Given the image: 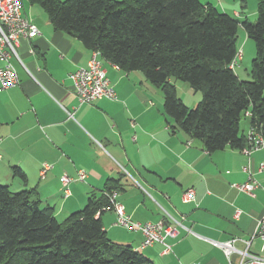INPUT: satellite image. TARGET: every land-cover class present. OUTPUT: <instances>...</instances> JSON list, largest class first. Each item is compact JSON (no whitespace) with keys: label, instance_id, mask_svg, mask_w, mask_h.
<instances>
[{"label":"crops","instance_id":"0c3cea01","mask_svg":"<svg viewBox=\"0 0 264 264\" xmlns=\"http://www.w3.org/2000/svg\"><path fill=\"white\" fill-rule=\"evenodd\" d=\"M200 1L240 22L257 16L258 0ZM23 2L24 15L41 34L19 40L23 64L15 57L10 62L20 84L0 92V182L16 190L35 188L42 203L65 218L83 209L89 197H100L108 180H120L117 202L133 220L174 224L170 215L181 225H175L176 236L165 238L171 247L165 253L162 243L143 247L141 232L116 225L117 214L104 211L99 216L113 242L131 245L155 264H229L211 241L248 240L255 232L264 214V170L259 171L264 149L252 154L253 177L260 186L252 195L231 187L249 181L244 171L248 158L230 147L209 153L201 141L172 132L161 90L141 72L128 73L110 62L103 61L117 100L80 106L70 74L87 66L92 51L56 31L44 10ZM245 121L241 131L247 135ZM44 163L53 168L42 178ZM15 168L25 174L26 184L14 175ZM81 170L87 174L84 181L78 179ZM64 173L72 179L69 196L61 183ZM190 189L195 201L184 202ZM250 251L264 257L260 238L252 241ZM232 258L235 262L236 255Z\"/></svg>","mask_w":264,"mask_h":264},{"label":"trees","instance_id":"16d2710c","mask_svg":"<svg viewBox=\"0 0 264 264\" xmlns=\"http://www.w3.org/2000/svg\"><path fill=\"white\" fill-rule=\"evenodd\" d=\"M26 1L44 10L56 31L99 51L102 61L141 72L163 93L172 132L201 141L209 153L243 149V120L264 135V0L253 23L200 0ZM240 26L256 46L252 80L231 68ZM178 81L202 94L196 107L179 97ZM14 175L27 183L19 168ZM122 190L120 180H108L100 197H89L61 222L35 188L13 192L0 182V264H155L104 230L99 215L112 206L109 195Z\"/></svg>","mask_w":264,"mask_h":264},{"label":"built area","instance_id":"2783aa9c","mask_svg":"<svg viewBox=\"0 0 264 264\" xmlns=\"http://www.w3.org/2000/svg\"><path fill=\"white\" fill-rule=\"evenodd\" d=\"M23 8V0H0V92L17 87L20 84L18 73L10 62L11 58L15 57L23 64L17 49L19 40L21 38L32 39L41 34L38 26L26 18ZM95 54L101 53L99 51H92L87 66L81 67L70 74L73 89L80 106L92 104L103 98L111 100H117L118 98L116 90L107 76L104 63H100L95 58ZM241 59L242 53L240 52L231 63V68H236ZM116 67L119 68L118 66ZM246 115L250 116L251 114L248 111ZM262 149H264V135L256 127L251 126L247 133V145L240 150L248 158L244 171L249 174V181L243 184H232L231 187L252 195L253 191L260 186L258 181L253 177L252 154ZM52 168V164L44 163L41 177L45 178L47 171ZM263 170L264 164L261 165L259 171ZM86 177L85 171H79L78 179L80 181H84ZM71 181L72 179L68 174L64 173L61 176L65 196L71 194ZM117 194V192H112L109 195L112 206L104 209L106 211H114L117 214L116 225L125 227L131 231H140L144 236L143 247H148L159 242L165 245V253H169L171 247L165 243V238L176 236L175 225H181V223L170 215L168 216L169 220L174 224L166 221H159L157 223L135 221L128 215L125 206L117 202ZM194 199V189L186 191L183 195L184 202H192ZM239 214L240 212L236 213V218ZM255 238L261 239L262 248L264 249V214L258 220L255 232H253L250 239L241 240L239 238H232L224 242L211 241V243L224 252L229 260V264H264V257L250 251L252 241ZM240 242L243 243V248L238 247V243ZM233 255H236L235 262L232 258Z\"/></svg>","mask_w":264,"mask_h":264},{"label":"rangeland","instance_id":"374dc122","mask_svg":"<svg viewBox=\"0 0 264 264\" xmlns=\"http://www.w3.org/2000/svg\"><path fill=\"white\" fill-rule=\"evenodd\" d=\"M257 4H258V2H257ZM36 8L39 10H42L38 6H36ZM44 16H46V18H48V16L46 14ZM256 19H257V16H253L252 18L249 19V21L253 23L256 21ZM246 42H247V44H246ZM237 43H238L239 53L240 52L242 53L243 60L241 59V61L239 62V65L234 69V71L236 72V74L239 75V77L241 79L252 80V73H251L252 72V62L256 56V46H255V42L252 39L247 37L246 31L242 26H240L239 30H238V41H237ZM100 58H101V56H100ZM101 61H102V59H101ZM176 86H177L178 93H179L180 97H182L184 99L185 104L187 106H189V107H194L195 105L197 106V104L202 100V97H203L202 94L200 92L195 93L193 90H191V86L188 83L178 81L176 83ZM159 92L161 94H163L161 91H159ZM247 124H248L247 121L243 120L241 123V130H244L247 127ZM13 187H15V186H13ZM16 189H18V188H12L11 190L13 192L21 191V190H16ZM194 201H195V199L193 200V202ZM65 218L58 217V220L62 222ZM125 229H127V228H125ZM127 230L131 231L129 229H127ZM131 232H140V231H131ZM260 244H261L260 241H256V243L254 245V249H256L257 253H260V251H259Z\"/></svg>","mask_w":264,"mask_h":264},{"label":"bare ground","instance_id":"6f19581e","mask_svg":"<svg viewBox=\"0 0 264 264\" xmlns=\"http://www.w3.org/2000/svg\"><path fill=\"white\" fill-rule=\"evenodd\" d=\"M100 56H101V54H95V58L96 59H98L99 61H100V63H103L102 61H101V58H100ZM233 69H235V68H233ZM15 88V87H14ZM250 128V127H249ZM249 131V130H248ZM263 150V149H262ZM259 151V150H258ZM256 152V151H255ZM157 243H159V242H157ZM155 244V243H154ZM163 244V243H162ZM152 246V245H151ZM149 247V246H148ZM234 256V255H233Z\"/></svg>","mask_w":264,"mask_h":264}]
</instances>
